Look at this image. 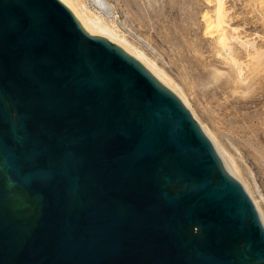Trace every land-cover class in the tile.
<instances>
[{
  "label": "water",
  "instance_id": "95a60500",
  "mask_svg": "<svg viewBox=\"0 0 264 264\" xmlns=\"http://www.w3.org/2000/svg\"><path fill=\"white\" fill-rule=\"evenodd\" d=\"M0 264H264L179 95L69 0H0Z\"/></svg>",
  "mask_w": 264,
  "mask_h": 264
},
{
  "label": "rangeland",
  "instance_id": "374dc122",
  "mask_svg": "<svg viewBox=\"0 0 264 264\" xmlns=\"http://www.w3.org/2000/svg\"><path fill=\"white\" fill-rule=\"evenodd\" d=\"M83 1L184 90L197 118L167 83L201 127L200 121L218 133L251 195L234 177L264 213V0L221 1L231 54L205 30L204 15L213 16L215 0Z\"/></svg>",
  "mask_w": 264,
  "mask_h": 264
},
{
  "label": "bare ground",
  "instance_id": "6f19581e",
  "mask_svg": "<svg viewBox=\"0 0 264 264\" xmlns=\"http://www.w3.org/2000/svg\"><path fill=\"white\" fill-rule=\"evenodd\" d=\"M69 1L93 25H95L97 28H99L100 30H102L103 32H105L107 35H109L110 37H112L113 39H115L117 42H119L120 44H122L123 46H125L127 49H129L133 53H135L137 56H139L140 58H142L166 83H168L169 85H171V87H173V89H175L181 95V97H183L184 101L190 107L191 112L197 118L195 109L192 107V105H191V103H190V101H189V99L187 97V94L184 92V90L171 77H169V75L164 70H162V68H160L159 66H157V64L152 59H150L149 57H147L140 49H138L137 47H135L134 45H132L131 43H129L125 38H123V36L118 35V33L116 31L117 29L115 30V27L114 28L112 27L113 25L111 26L110 24L107 23L108 21L106 22L105 19H102L99 15L95 14V12L91 11L86 6L85 1H83V0H69ZM97 1L100 2V0H97ZM215 1L216 2H215V7L213 9L214 10L213 16H209V15H206V14L204 15V17H205V30L210 35L216 36V39H215L217 41L216 43H218L222 47L224 46V50H225V46L227 48L226 42H228L227 44L229 45V40H227V39H228V37H230V36L227 37V33H226L227 29L226 28L224 29V23H225L224 16H225L226 11L224 9V6H222V4H223L221 2L222 0H215ZM99 14H101V13H99ZM101 16H102V14H101ZM230 39H231V37H230ZM222 47H221V51L223 52ZM226 53H230V52H227L226 51ZM230 54L228 55V57L230 56ZM256 57H258V56H256ZM231 60L233 61L234 59H231ZM235 61H237V60H235ZM256 61H257V59H256ZM234 63L236 65V62H234ZM237 64H238V61H237ZM241 79L243 80V78H241ZM200 123H201L202 127L205 129V131L208 133V135H210V137H212V139L215 141V144L217 145V147H218V149H219V151L221 153H219L218 150H217V148H215V146L213 145L214 148L216 149V151L218 152L219 155L222 154L224 156V158L226 159L225 162H226L227 167L229 168L230 171L232 170L231 171L232 174L234 173L233 176L236 175L235 177H238L239 179H241L244 182L246 188L248 189V191H249V193L251 195L250 188H249V186H248V184L246 182L247 180H245V178L243 176V173H242V171L240 169L239 164L236 162V160L234 159V157L230 154V152L228 151V149L226 148V146L224 145V143L220 139V136L217 135L218 133L216 134L206 123L201 122V121H200ZM258 134H260V133H258ZM220 157H221V155H220ZM224 158H222V160ZM252 199L255 202V204H254V205H256L255 208L257 209L258 214L260 216V219H261V221L263 223L264 222V213H263V210L261 209V207L259 206V204L255 201V199L253 198V196H252ZM263 225H264V223H263Z\"/></svg>",
  "mask_w": 264,
  "mask_h": 264
}]
</instances>
